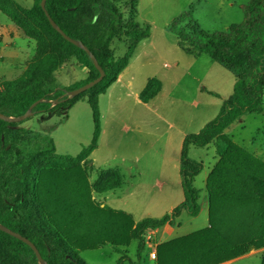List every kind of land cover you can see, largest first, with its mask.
Segmentation results:
<instances>
[{"label":"trees","instance_id":"obj_1","mask_svg":"<svg viewBox=\"0 0 264 264\" xmlns=\"http://www.w3.org/2000/svg\"><path fill=\"white\" fill-rule=\"evenodd\" d=\"M40 2L33 0L30 8H24L15 0H0V13L35 44L22 74L0 82V114L18 117L41 99L33 114L65 116L84 101L91 111L92 137L76 156L59 155L51 139L33 135L21 123L0 121V225L29 240L47 264H86L80 252L106 244L127 247L132 241L138 242L137 264H141L147 230L175 226L182 212L189 217L198 215L199 191L193 187V179L202 171V164L188 158L187 151L189 146L204 148L213 143L218 161L205 184L209 226L158 245L156 264H222L264 249V161L225 133L243 115L263 111L264 0L242 5V22L225 32L200 30L190 11L170 23L169 31L185 55L194 59L207 55L229 71L235 83L215 118L183 140L180 177L184 201L161 218L138 223L92 199V192L119 188L123 176L117 170H101L90 185L88 158L97 149L101 132L99 96L126 68L137 45L150 37V26L137 22L139 0H46L45 10L52 21L66 36L87 47L104 72L98 84L66 101V92L97 79L99 72L83 50L51 27ZM121 39L126 51L117 58L112 44ZM71 62L87 76L70 87H60L56 74ZM160 89L161 83L150 79L138 98L147 103ZM55 100L58 104L51 107ZM32 142L36 148L27 150ZM126 260L123 256L117 264ZM0 264L39 262L26 243L0 231ZM260 264H264V251Z\"/></svg>","mask_w":264,"mask_h":264},{"label":"rangeland","instance_id":"obj_2","mask_svg":"<svg viewBox=\"0 0 264 264\" xmlns=\"http://www.w3.org/2000/svg\"><path fill=\"white\" fill-rule=\"evenodd\" d=\"M24 8H30L33 0H15ZM249 0H139L137 6V22L141 24L144 20H153L156 28L155 39L159 44H156V57L143 56L138 61L139 74H137L136 82L141 83L142 79L147 77L151 79H158L156 76L159 73H167L170 75L175 70L178 79H181L180 86L174 87L173 96L176 98H184L197 102L201 105L203 102L197 97L195 86L199 85L201 81L202 86L207 89L215 91L219 98H213L215 101L225 100L232 94L235 83L234 76L221 67L220 65L211 61L207 55H200L199 58L186 56L176 46L174 37L166 33V39L160 36V31L165 22L171 18H177L182 13L190 11L192 18L197 22L200 30L206 32H225L231 24H238L241 21V14L228 13L226 11H242L240 5L247 3ZM233 4V7H230ZM1 18L7 19L0 14ZM175 18V19H176ZM26 45L27 40H24ZM162 42V43H160ZM30 47H24L26 54L32 57L34 54V44L29 42ZM115 57H122L126 51L125 41L115 40L112 44ZM170 69V70H169ZM190 71L196 77V80L183 77L182 73ZM85 71L77 66L74 62L67 64L62 70L60 69L56 74L57 83L63 87H70L86 78ZM85 77V78H84ZM14 78V77H10ZM177 84V83H176ZM137 88V86H136ZM218 100V101H219ZM112 104L116 105L117 114L119 116L118 123H115L111 129L109 123L104 128L105 144L102 146L99 155L104 152H116L118 155L126 154L132 155L138 159V166L149 163V172L142 174L141 178L135 174L126 180L125 184L115 191V193L126 194L132 187L140 180L150 186H154L149 193L134 191L130 194L129 201L134 208L140 207L142 210L136 211V220L140 218H159L162 216L168 207L167 201L173 202L175 199H170L167 196L162 199V205H157L159 201L156 199L159 189V183L165 180V176L157 170V166L162 163L161 160L156 159L157 153L167 152L166 129L160 124L157 126L153 123L154 117L150 110L141 102H137L135 96V88L129 91H116L111 95ZM105 99L101 100V107L105 109ZM165 103L167 107L170 104ZM180 103V102H179ZM181 104V103H180ZM179 105V104H178ZM181 108L186 111L189 106L181 104ZM68 118V119H67ZM66 119L62 115L52 114H33L30 118L21 122L20 127L30 131L33 135H39L44 138L51 139L59 155L76 156L83 146L89 144L93 125L91 118V111L88 104L84 101H79V104L73 108ZM129 121V122H128ZM125 122L124 124H120ZM117 124V125H116ZM105 126V125H104ZM116 126V127H115ZM225 133L231 137L232 141L253 154L260 160H264V107L260 114H245L234 122ZM108 144V147L105 146ZM36 144L26 146L27 150H34ZM210 153H214V146L211 144L210 150L205 148H192L189 158L201 162L203 165V172L194 181V188L201 190V203H204L206 198V191L202 186V179L206 174L209 163ZM147 155V156H146ZM165 164L167 160L163 161ZM97 166V163L96 165ZM96 172H90L88 182H92L96 178ZM143 179V181H142ZM143 183V184H144ZM170 185H174V181H169ZM179 194L182 195L181 190ZM102 195H94L98 201ZM143 201V203L141 202ZM143 205V207H141ZM156 207H153V206ZM199 219L192 220L187 214L181 218V227L176 232L177 236H186L198 228ZM198 230V229H197ZM154 243V239L152 238ZM137 243L132 242L125 250L127 257L137 264V257L135 255ZM264 249L250 251L248 258L237 264H260ZM117 253V252H116ZM108 249H100L96 251H86L80 253V257L87 264H117L118 255ZM123 254V253H122ZM142 257V256H141ZM143 259V260H142ZM141 259V264H148L144 258ZM125 263L129 264L128 260Z\"/></svg>","mask_w":264,"mask_h":264},{"label":"crops","instance_id":"obj_3","mask_svg":"<svg viewBox=\"0 0 264 264\" xmlns=\"http://www.w3.org/2000/svg\"><path fill=\"white\" fill-rule=\"evenodd\" d=\"M242 5L244 4H241L240 7H242ZM230 7L232 8L233 4H230ZM226 12L235 13L237 15L241 14L242 18L239 23L242 22L243 20L242 11H226ZM138 17H139V14H138ZM175 18H171L170 20H167L165 22L163 28L160 31V36L166 39L165 32L167 31V33L169 32V34H171L169 31V25ZM140 25L150 26V37L148 39L141 41L137 45L126 68L122 70L117 80L107 89V91L104 94L99 96L98 104H99V111H100L101 132H100V137L98 140V147L94 152H92V154L88 158V161H90L89 167H91V172L95 171L96 173H98L101 170H107V169H113V170L119 171L121 175L123 176V183L119 188H121L125 184L126 180L133 177L135 174H137V176H139V179H140L142 174L149 172L148 169L150 167L149 163H145V165L143 164L142 166L141 165L138 166V159L136 157L134 158L131 154L128 156L126 154L118 155L116 154V152L113 153L111 151L110 152L105 151L104 154H101L99 155L98 158H95V155L100 152L102 146L105 144L104 128L107 126V123L112 125L110 127L111 129L113 128L115 123L119 124L118 123L119 116L116 112L117 108H116V105L112 104L111 102V95L115 93L116 91L118 92L125 91V90L129 91L135 88V96L137 97V102H141L138 98L139 94L145 88L147 82L151 79V78L145 77L142 79L140 84L136 82L137 74H139L138 61L143 56H147L151 58L156 57L157 55L156 51L158 50L156 48L157 47L156 44H159L157 42V39H155L156 28H155V24L153 20L146 19ZM231 25H235V24H231ZM230 26H228V28ZM171 36L174 37V35L172 34ZM24 40L33 42L31 40L26 39L23 36L22 32L19 29H17L8 18L4 19L0 17V82L11 81L19 77L22 74V72L25 70L27 62L33 57V56L29 57L26 54L24 47L28 46L29 48L31 45L29 42H27L28 45H26ZM176 46H177V40H176ZM177 48L179 49L178 46ZM34 52H35V44H34ZM66 66L67 64L64 65L61 69L63 70ZM176 74L177 73H175V70H173L170 75H168L167 73L161 74L158 72V75L156 77L158 78L157 80L161 83L160 92L147 103L141 102L152 113L154 117L153 123L156 124L157 126L161 124L166 129V136L169 133V135L167 136L169 137V140H167V147H166L167 152L165 153L158 152L156 155V159L162 161V163L157 166V170L162 174V176L166 177L165 180L159 183V189L157 191L158 194H157L156 199L159 200L157 202V205L159 206L162 205L161 204L162 199H164V197L166 196L170 199L172 198L175 200L173 202H169V200L167 201L168 207L166 208L165 212H163L162 216H164L165 214L171 213V211L176 206H178L184 201V196H183V192L181 188V177H180V154H181V149H182L184 138L189 134L198 133L208 122L213 120L215 116L217 115L222 105V102L224 101V100L222 101L219 99H218L219 101L218 100L215 101L213 98L214 97L219 98V95L215 91H212L210 89H207L205 86H202L201 81H199V85L195 86V91H196L197 97H199V99L203 102L202 105L200 102L198 103V101L195 102L191 100V102H189V100L181 98V97L176 98L175 96H173L174 87L180 86V81H181V79H178L179 75L176 76ZM182 75L183 77L188 76L189 78H192L194 76V74H191L190 71H186L182 73ZM10 77H14V78H10ZM192 79L196 80V77H193ZM209 93L215 94L216 96H212ZM209 97H213V98H209ZM102 98H104L106 102L104 110L101 107ZM167 101H168L167 104H170V105L166 107L165 103ZM179 102L181 104L184 103V105L189 106V108H186V111H184V109L181 108V104ZM78 104L79 102L76 103L72 108H70L66 113H64L66 115L65 116L63 115V118L66 119L68 117L69 112L73 108H75ZM49 115L52 116V114L50 113ZM124 123L121 122L120 124H124ZM105 146L108 147V144H106ZM210 147H211V144L204 148L206 150H210ZM192 148H195V147L193 146L188 147V151H187L188 158H189V154L192 151ZM164 160H167L166 164L163 162ZM217 161H218V157L215 153V147H214V153H210V163L208 164L209 168L206 174H204V177L201 182L202 186H204V189H205L206 179L208 175L210 174L211 170L213 169V167L215 166V164L217 163ZM96 163H97V166H95ZM202 172H203V165H202V171L200 172L199 175H201ZM199 175L193 179V184H194L195 179H197ZM169 181L171 182L174 181V185H170ZM140 183L141 182L139 180L138 183L132 185L131 189L126 194L125 193L122 194V191L120 193H115V191L119 190V188L110 190V191H107L101 194H96L92 192V199L96 203H98L100 207H107L113 211H118L123 214H126L132 218L134 223H138L141 220L146 219V218H140L136 220L135 210L140 209L143 211V209H141L140 207H136V208L133 207L131 202L128 200L130 197V194L134 191L149 193L150 190H152L154 187V186L145 184L144 182H143L144 184L143 183L140 184ZM179 190H181L182 195L179 194ZM198 191H199L198 205L200 207V210L196 217H190V218L192 220L194 219L196 220V219L201 218V216H204L203 217L204 219L200 221L198 228H197L198 230H201L209 226L208 196L206 193L205 195L206 200L204 203H201L202 192L201 190H198ZM94 195H102L103 197L97 201L94 198ZM141 202L143 203L142 200ZM141 207H143V205ZM153 207H156V206L154 205ZM184 214L186 213L182 212L180 217L176 219V225L173 227L164 226L160 229L147 230L145 232V235L150 234L155 242L154 243L151 242L150 246H148L144 242V250L141 253V256H142L141 259L144 258L146 261H148V264H156L157 256L154 259L150 257L151 253L155 252L156 254V247L160 244L166 243L175 238L182 237V236H177L176 232L181 227V218ZM162 216H160L159 218H161ZM197 229L193 230V232L198 231ZM132 242H136L138 246L137 241H132ZM127 247L125 246L114 247L110 244H106L96 250L108 249L114 253H116L117 251H120L116 253L118 255V258L116 261H118V259H120L121 257L125 256L129 263L136 264V263H133L127 257L126 250H125ZM96 250H85L82 252L96 251ZM136 251H137V247H136ZM252 251H256V250H252ZM249 253L243 256H240L236 259L230 260L228 262L222 263V264H237L247 259L248 258L247 256ZM135 255H136V252H135ZM124 264H127V263L124 262Z\"/></svg>","mask_w":264,"mask_h":264},{"label":"water","instance_id":"obj_4","mask_svg":"<svg viewBox=\"0 0 264 264\" xmlns=\"http://www.w3.org/2000/svg\"><path fill=\"white\" fill-rule=\"evenodd\" d=\"M45 2L46 0H41L40 2V7L41 9L44 11L51 27L56 31L58 32L62 37L63 39H65L67 42L71 43L72 45H74L75 47L83 50L88 56L89 58L92 60L93 62V65L95 67V69L99 72V77L77 89H74L72 91H68L66 92V96L67 98L64 99L63 101H66L68 99H72L82 93H84L85 91H87L88 89L92 88L93 86H95L96 84H98L104 77V72L102 70V68L98 65V62L97 60L95 59V57L92 55V53L87 49V47H85L80 41H76V40H73L71 38H69L68 36H66L61 30L60 28L52 21V19L50 18V16L48 15V13L46 12L45 10ZM42 100H38L36 101L35 103H33L28 109L27 111L18 116V117H7V116H4V115H1L0 114V121H3V122H6V123H10V124H18V123H21L23 121H25L26 119L30 118L32 115H33V108L38 105L39 103H41ZM58 104V101L55 100L53 102H51V107ZM0 231L14 237V238H17L21 241H23L24 243H26L29 247H31V249L34 251L37 259H38V262L39 264H47L40 256L39 252L37 251V249L35 248V246L29 241L27 240L26 238L22 237L21 235L17 234V233H14L12 231H10L9 229H7L6 227L0 225Z\"/></svg>","mask_w":264,"mask_h":264},{"label":"built area","instance_id":"obj_5","mask_svg":"<svg viewBox=\"0 0 264 264\" xmlns=\"http://www.w3.org/2000/svg\"><path fill=\"white\" fill-rule=\"evenodd\" d=\"M144 242H145L148 246H150V245H151V242H152V236H151L150 234H147V235L144 234ZM150 257L154 259V258L156 257L155 252L151 253V254H150Z\"/></svg>","mask_w":264,"mask_h":264}]
</instances>
